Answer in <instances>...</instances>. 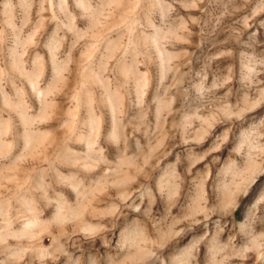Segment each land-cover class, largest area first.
<instances>
[{"label":"rangeland","instance_id":"1","mask_svg":"<svg viewBox=\"0 0 264 264\" xmlns=\"http://www.w3.org/2000/svg\"><path fill=\"white\" fill-rule=\"evenodd\" d=\"M0 233V264H264V0H0Z\"/></svg>","mask_w":264,"mask_h":264},{"label":"bare ground","instance_id":"2","mask_svg":"<svg viewBox=\"0 0 264 264\" xmlns=\"http://www.w3.org/2000/svg\"><path fill=\"white\" fill-rule=\"evenodd\" d=\"M38 89V88H37ZM27 131V130H26ZM26 140H28L29 138L28 137H30V134L28 135V134H26ZM26 143L28 144L29 143V141H26ZM58 210H57V212L55 213V215L53 214V216L56 218V221H59L61 218H63V217H65V215L66 214H69V212H67L65 215L64 214H62L61 212H60V208L58 207L57 208ZM8 235V234H7ZM0 237H3V234H1L0 233ZM2 239H4V237L2 238ZM6 239V238H5Z\"/></svg>","mask_w":264,"mask_h":264}]
</instances>
